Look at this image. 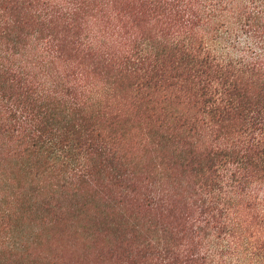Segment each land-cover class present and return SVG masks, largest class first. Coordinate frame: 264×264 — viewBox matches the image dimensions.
<instances>
[{
  "label": "rangeland",
  "instance_id": "374dc122",
  "mask_svg": "<svg viewBox=\"0 0 264 264\" xmlns=\"http://www.w3.org/2000/svg\"><path fill=\"white\" fill-rule=\"evenodd\" d=\"M148 1L0 0V102H15L21 110L31 109L33 119L38 118L35 122L43 126L47 137L57 135L59 129L66 135L69 132L84 135L86 126L96 129L93 135L99 138L96 141L98 146L101 142L107 147L117 146L119 154H122L119 160L105 161L100 154L104 151L98 147L93 152L96 154H92L91 179L78 181L73 187L65 171H46L43 161L27 168L25 157L20 153L29 137L17 140L23 134L13 131L17 129L15 119L9 121V130L1 127L0 186L7 187L3 182L13 178L15 189L21 193L19 201L24 212L17 216L16 206L8 216L0 208V264H150L154 252L151 253L153 248L147 242H152L150 232L155 226L158 235H168L164 241L171 251L183 249L185 240L179 235L159 231L162 227H169L167 221L170 222L171 218H159L157 213L143 206L140 199V202L131 198L127 200L120 195L125 192L123 186L114 179L110 181L116 171L131 179L140 196L158 189V179L185 201H189L190 196L191 200L197 201L199 196L195 172L191 167L182 168L181 165L184 158L191 156L190 144L173 142L178 134L183 138L189 137V130L188 133L184 129V132L176 130L173 135H167L166 126L164 133L167 136L162 140L163 146L159 147L162 153L158 152L154 159L155 154L151 152V148L161 142L147 131L149 117L158 111L153 109L149 99H164L166 90L158 86L150 97L145 84L148 79L143 78L142 70L127 73L125 77L119 73L121 64L116 56L131 48L139 50L146 47L152 60L155 50L151 47L170 35L183 34L186 29L181 24L178 32L176 26L168 28L166 19L160 15L161 10L153 11ZM66 11L74 12L73 17L66 15ZM195 24L190 27V33L182 37L195 34L196 38L202 37L210 44L215 27L218 33L226 29V46H219L220 39L212 44V47L219 46L217 53L239 60L252 57L247 28L240 25L226 28L227 23L222 25L221 22L210 23L206 27L200 22ZM88 40H93L96 51L88 53L82 44ZM47 44L50 49L45 47ZM4 63L13 68L25 65L27 74L23 78L10 70L4 73L1 70ZM41 81H46L47 86L45 90L38 91ZM173 82L176 80L170 83ZM259 84L255 75L243 76L242 85L251 91ZM96 85L105 86L106 90L113 92V101H120V106L114 103L116 106L109 109L111 113H105L104 117L80 111L84 109V96H89L90 88ZM170 89L175 92L177 84ZM190 107L183 103V112L192 111L193 115L194 110ZM146 154L153 158L147 165L150 172L144 166ZM160 160L164 178L153 168V162L157 165ZM5 184H8V192L13 191V185ZM35 235L38 243L30 240ZM26 240H30L28 251L31 256L13 250ZM197 240L199 246H191L192 250L196 248L194 252L207 243L201 238ZM37 253L41 258L35 256ZM247 254L245 256L241 248H229L223 250L222 256L224 259L232 256L239 260V264H264L263 258L255 262V257L249 252Z\"/></svg>",
  "mask_w": 264,
  "mask_h": 264
},
{
  "label": "trees",
  "instance_id": "16d2710c",
  "mask_svg": "<svg viewBox=\"0 0 264 264\" xmlns=\"http://www.w3.org/2000/svg\"><path fill=\"white\" fill-rule=\"evenodd\" d=\"M147 3L153 7V11L161 10L160 15L166 19L168 28L181 24L186 29L183 34H179L178 27L175 36L170 35L168 39H162L151 47L155 50L152 60L146 47L139 50L131 48L116 56L121 64L118 66L119 73L125 77L127 73L142 70L143 78L148 79L145 83L149 88L147 95L151 97L155 94L158 86L169 94H165L161 100L156 97L149 99L153 109L158 111L149 117L147 131L161 142L151 148V152L155 154V159L158 152L162 153L159 147L163 146L162 140L167 135H173L176 130L184 132V129L187 133L189 130V137L183 138L178 134L177 140L173 142L190 144L191 156L184 158L181 165L182 168L189 166L195 172L199 196L197 201L191 200V196L188 197L189 201H185L182 196H177V192H170L159 179L158 189L140 196V191L136 190L131 179L116 171L110 181L114 179L119 186H123L125 192L120 195L127 200L131 198L140 202V199L143 206L153 210L159 218H171L170 222L167 221L169 227L160 228V232L179 235V238L185 240L181 251H171L164 241L168 235H158L155 226L150 232L152 242H147L153 248L151 253L154 252L150 264H239V260L234 258V262L232 256L225 259L222 256L223 250L229 248H241L245 256L249 252L255 257V262L260 261V258L264 259V0H149ZM65 14L73 17L74 12L66 11ZM194 21L195 25L200 22L204 27L221 22L222 25L227 23L226 28L232 25L235 27L231 28L238 25L247 28L253 48H249L253 52L252 57L239 60L217 53L219 46H226V29L218 33L215 27L216 32L211 40L214 42L220 39L218 47H212L213 42L209 44L202 37L196 38L195 34L182 37L190 33ZM82 44L87 47L88 53L96 51L93 40ZM45 47L50 49L49 44ZM43 50L47 52L44 47ZM25 69V65H17L16 68L6 63L1 65L2 72L13 71L23 78L27 74ZM245 74L255 75L259 86L253 87L251 91L242 85ZM172 80L176 82L170 83ZM46 83L39 82L38 91L45 90ZM175 83L178 89L173 92V88H169ZM90 90L91 94L84 96L82 101V113L104 117L105 113H111L109 109L120 106V101H113V92L106 90L105 86L96 85ZM183 103L192 106L193 115L192 111L183 112ZM18 105L15 102H0V129L8 127L5 130H9V121L13 118L17 127L13 131L23 134L17 140L29 137L20 153L21 157H25L27 168L40 165L43 161L46 171H65L70 185L75 187L76 182L91 179L92 154H96L93 152L98 147L104 151L100 154H103L105 161L120 159L122 154H119L117 146L107 147L102 142L98 146L96 141L99 138L93 135L96 129L85 126L84 135H74V132L66 135L59 129L57 135L47 137L43 126L35 122L38 118L33 119V111L29 108L21 110ZM166 126L168 133L165 136ZM152 160L151 155L146 154L144 166L149 172L151 169L147 165ZM161 162L157 165L153 162V168L164 178ZM5 182L11 187L13 185V191L8 192V184ZM5 182L3 185L7 187L0 186V208L10 216L17 206L18 216L24 212L21 209L22 202L19 201L21 193L15 189L13 178ZM32 238V243H38L37 235ZM199 238L207 243L194 252L196 248L192 250L191 246H199ZM29 241H22L19 248L13 250L31 256L32 253L28 251ZM35 256L41 258L40 253Z\"/></svg>",
  "mask_w": 264,
  "mask_h": 264
}]
</instances>
